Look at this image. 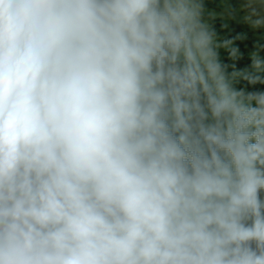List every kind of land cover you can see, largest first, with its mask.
<instances>
[{"label":"clouds","instance_id":"obj_1","mask_svg":"<svg viewBox=\"0 0 264 264\" xmlns=\"http://www.w3.org/2000/svg\"><path fill=\"white\" fill-rule=\"evenodd\" d=\"M0 264H264V0H0Z\"/></svg>","mask_w":264,"mask_h":264}]
</instances>
